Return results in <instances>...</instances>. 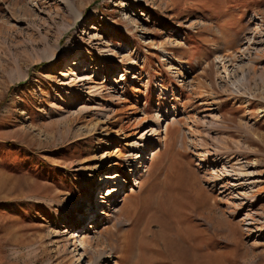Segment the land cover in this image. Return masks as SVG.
Masks as SVG:
<instances>
[{
	"label": "rangeland",
	"instance_id": "1",
	"mask_svg": "<svg viewBox=\"0 0 264 264\" xmlns=\"http://www.w3.org/2000/svg\"><path fill=\"white\" fill-rule=\"evenodd\" d=\"M68 1L0 0V264H264V0Z\"/></svg>",
	"mask_w": 264,
	"mask_h": 264
},
{
	"label": "bare ground",
	"instance_id": "2",
	"mask_svg": "<svg viewBox=\"0 0 264 264\" xmlns=\"http://www.w3.org/2000/svg\"><path fill=\"white\" fill-rule=\"evenodd\" d=\"M67 2H69L68 0H66ZM73 11H75L74 9H73ZM74 54V53H73ZM72 53H71V55H73ZM147 146V145H146ZM131 155V154H130ZM133 158V157H132ZM128 162H130V161H128ZM113 174H105V176H102V178H101V180L100 181H102L101 183H103V182H111V181H113V180H115L116 179V177H114V176H112ZM119 182V181H118ZM121 185V184H120ZM120 188H118V186H116V187H114V188H111V190H110V192H109V195L111 196V197H116L117 196V194H118V192L120 191L119 190ZM94 206V205H93ZM82 209L81 210H83V209H85V208H87V207H89L88 206V204H84L83 203V205H82ZM92 210H95V208L93 207L92 208ZM82 219H83V217H81ZM114 231V230H113ZM82 237V236H81ZM112 239H113V233H112ZM124 242V241H123ZM96 251H99L100 252V258L101 257H104L105 255H104V252H105V250H99V249H97ZM197 255V260L199 259V255L198 254H196Z\"/></svg>",
	"mask_w": 264,
	"mask_h": 264
}]
</instances>
